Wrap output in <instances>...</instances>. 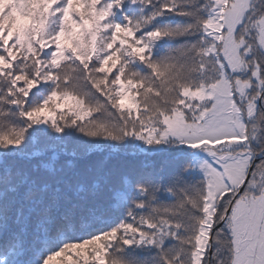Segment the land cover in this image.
<instances>
[{"label":"snow or ice","instance_id":"1","mask_svg":"<svg viewBox=\"0 0 264 264\" xmlns=\"http://www.w3.org/2000/svg\"><path fill=\"white\" fill-rule=\"evenodd\" d=\"M0 264H264V0H0Z\"/></svg>","mask_w":264,"mask_h":264}]
</instances>
